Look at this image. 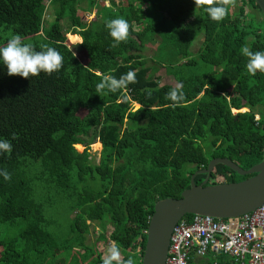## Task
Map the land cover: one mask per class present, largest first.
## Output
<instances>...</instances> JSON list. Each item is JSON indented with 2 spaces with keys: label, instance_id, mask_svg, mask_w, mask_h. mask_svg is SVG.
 <instances>
[{
  "label": "trees",
  "instance_id": "16d2710c",
  "mask_svg": "<svg viewBox=\"0 0 264 264\" xmlns=\"http://www.w3.org/2000/svg\"><path fill=\"white\" fill-rule=\"evenodd\" d=\"M45 2L54 15L49 26ZM95 7L84 22L78 13ZM204 7L193 0H0V46L19 34L36 51L51 47L63 57L59 71L29 79L0 66V138L12 144L0 155L11 176L0 177V264H103L99 242L118 248L113 264H141L156 202L179 199L213 159L243 170L263 161L264 72L249 74L242 51L264 52L262 14L254 0H228L220 21ZM117 18L129 32L114 44L106 24ZM148 43L156 44L152 66L143 55ZM160 67L181 85L178 102L167 98L176 87L159 84ZM130 71L134 83L97 93L105 76ZM97 143L95 163L90 146ZM235 177L248 178L217 165L207 185ZM59 207L64 228L51 214ZM226 258L213 254L204 264Z\"/></svg>",
  "mask_w": 264,
  "mask_h": 264
},
{
  "label": "water",
  "instance_id": "95a60500",
  "mask_svg": "<svg viewBox=\"0 0 264 264\" xmlns=\"http://www.w3.org/2000/svg\"><path fill=\"white\" fill-rule=\"evenodd\" d=\"M264 20V0H254ZM223 165L247 179L229 184L207 185L215 166ZM206 174L199 185L197 175ZM264 203L263 161L249 170L225 158L213 159L206 169L197 171L190 179V188L179 199H164L155 203L146 230V242L141 264H164L174 226L186 215L209 216L214 219H236L254 211Z\"/></svg>",
  "mask_w": 264,
  "mask_h": 264
},
{
  "label": "clouds",
  "instance_id": "9594fccd",
  "mask_svg": "<svg viewBox=\"0 0 264 264\" xmlns=\"http://www.w3.org/2000/svg\"><path fill=\"white\" fill-rule=\"evenodd\" d=\"M195 6L204 7V11L213 21H220L226 15L225 5L228 0H193ZM109 35L113 38L114 44H119L127 39L129 25L123 18L112 19L106 24ZM243 54L248 56L249 62L246 69L249 74L255 75L257 70L264 72V52L251 53L247 47L243 48ZM63 57L54 48H42L36 51L29 43H23L19 34L12 35L6 45L0 46V66L6 70L7 76H20L29 79L32 76H38L41 72L51 75L62 67ZM135 82V73L128 72L119 79L114 76H105L104 79L96 85L97 93L107 95L117 93L127 87L129 83ZM167 98L178 102L183 98L181 85H177L168 94ZM12 144L9 140L0 138V155L10 153ZM0 177L8 181L11 179L10 173L6 169H0ZM119 260V252L115 249H109L108 258L103 264H113V261ZM125 264H134L132 258H129Z\"/></svg>",
  "mask_w": 264,
  "mask_h": 264
},
{
  "label": "built area",
  "instance_id": "2783aa9c",
  "mask_svg": "<svg viewBox=\"0 0 264 264\" xmlns=\"http://www.w3.org/2000/svg\"><path fill=\"white\" fill-rule=\"evenodd\" d=\"M211 253L226 256L231 264H264V203L236 219H181L173 228L164 264H191Z\"/></svg>",
  "mask_w": 264,
  "mask_h": 264
},
{
  "label": "rangeland",
  "instance_id": "374dc122",
  "mask_svg": "<svg viewBox=\"0 0 264 264\" xmlns=\"http://www.w3.org/2000/svg\"><path fill=\"white\" fill-rule=\"evenodd\" d=\"M116 2H122V3H124L125 0H116ZM45 4L47 6V9L45 11L44 21L47 22L48 23L47 26H49L50 23H52V21L54 19V15H53V12H52L51 8L48 6L47 2H45ZM106 4L107 3H105V5ZM86 6H87L86 1H83L81 3V7L86 8ZM233 9L234 10L236 9L235 8V5H234V8ZM96 10L97 9L95 7L93 9H91L88 14H85V13L84 14L78 13V14L80 16H82L84 22L88 23L91 20H93ZM258 19H260V16L258 17ZM46 28H48V27H46ZM70 36H73V35H70ZM70 36L67 37V42H68L69 45H72V44H74V43L77 42L76 41L77 40V37L76 36H73V38H71V40H70L69 39ZM31 41H32L31 38H26V39L22 40L23 43H29V44H30ZM155 49H156V44L148 43L147 46H146V48H145V50H144V52H143L144 57L147 59V65H149V66H152L154 64V62L151 61V60H152L153 55L155 54ZM196 50H197V45L193 46L192 52H196ZM75 55H76L77 59L81 63L85 61V57H84V55L82 53H79V54L78 53H75ZM205 70H206V68H205ZM196 73H198V72H196ZM158 76L160 77V80H159L160 81V83H159L160 85H164L165 84V85H170L172 87H176V82L172 78L166 76L164 68H161V67L159 68ZM133 107L135 109L138 108V106L135 105V104H133ZM246 111H247L246 109H242L239 112H246ZM85 113H86L85 111H81L79 113V115L82 117L83 115H85ZM233 113L236 114L237 112L233 111ZM256 118H258V116ZM94 145H91L90 146V155H91V158L93 159V162L97 163L98 160H99V157H100L101 145L100 144L97 145V146H94ZM75 149L78 152H82L84 148L82 146H80V148L75 147ZM235 180L238 182L239 181V178L235 177ZM217 181H219V179ZM208 185H210V184H208ZM51 214H52V217L55 220H57V223L58 224H61V227L64 228V225L65 226L67 225L66 224L67 218L65 219L63 217V209H61V207H59L57 209V211H56V209H53V211L51 212ZM98 234H99V231L97 229H95L89 235V237L87 239L88 243L90 244V243L95 242L96 239H97ZM109 249L118 250V248H116L115 247V244L112 243V242H99L98 245H97V250L101 253L103 259H107L108 258ZM120 259H121V255H119V260Z\"/></svg>",
  "mask_w": 264,
  "mask_h": 264
},
{
  "label": "crops",
  "instance_id": "0c3cea01",
  "mask_svg": "<svg viewBox=\"0 0 264 264\" xmlns=\"http://www.w3.org/2000/svg\"><path fill=\"white\" fill-rule=\"evenodd\" d=\"M213 254H209L205 259H194V261H192V264H204L205 263V260H207L208 258H210ZM216 255H219V254H216ZM226 262H220L221 264H231L230 263V260L228 258L225 259Z\"/></svg>",
  "mask_w": 264,
  "mask_h": 264
},
{
  "label": "bare ground",
  "instance_id": "6f19581e",
  "mask_svg": "<svg viewBox=\"0 0 264 264\" xmlns=\"http://www.w3.org/2000/svg\"><path fill=\"white\" fill-rule=\"evenodd\" d=\"M97 145H99V144L97 143V144H95L94 146H97Z\"/></svg>",
  "mask_w": 264,
  "mask_h": 264
}]
</instances>
